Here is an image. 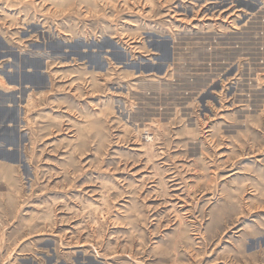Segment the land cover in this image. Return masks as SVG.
I'll use <instances>...</instances> for the list:
<instances>
[{"label":"rangeland","instance_id":"rangeland-1","mask_svg":"<svg viewBox=\"0 0 264 264\" xmlns=\"http://www.w3.org/2000/svg\"><path fill=\"white\" fill-rule=\"evenodd\" d=\"M0 264H264V0H0Z\"/></svg>","mask_w":264,"mask_h":264}]
</instances>
